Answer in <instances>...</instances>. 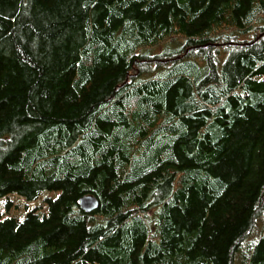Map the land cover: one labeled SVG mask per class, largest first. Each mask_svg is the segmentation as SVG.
Here are the masks:
<instances>
[{
	"label": "trees",
	"instance_id": "obj_1",
	"mask_svg": "<svg viewBox=\"0 0 264 264\" xmlns=\"http://www.w3.org/2000/svg\"><path fill=\"white\" fill-rule=\"evenodd\" d=\"M261 14L264 0H0V202L57 192L45 212L0 210V264H264V235L249 241L264 215ZM177 34L173 53L135 48Z\"/></svg>",
	"mask_w": 264,
	"mask_h": 264
},
{
	"label": "rangeland",
	"instance_id": "obj_2",
	"mask_svg": "<svg viewBox=\"0 0 264 264\" xmlns=\"http://www.w3.org/2000/svg\"><path fill=\"white\" fill-rule=\"evenodd\" d=\"M264 26V14H261L253 23L252 26L258 27V26ZM221 31L225 32L227 31L226 28H222ZM252 35L249 33L246 34H240V38L244 39H250ZM183 41V38L181 35L177 34L174 36V38H170L166 40L165 42L154 46L152 48L148 49H139L138 47H135L137 50L146 52V53H160V52H170L173 53L175 51H178L181 47V42ZM232 161L233 157L231 158ZM228 163H223L221 166L224 171V173L230 175L233 182H237L238 180V171L235 170V168L232 167L230 161ZM57 195V192H43L42 195L34 201L27 202L23 200L22 198L18 197L17 195H10L8 199H5L0 202V210L3 213V216H16L18 218H23L27 211L37 208V210L40 211H46L45 203L43 202V199L47 196L54 197ZM7 201L10 202L9 205H7ZM225 228L224 223H219L214 226L213 233L210 237L201 239L200 245L202 246V249L205 251H214L217 248L216 245V239L218 236L223 232ZM264 235V215L262 218L259 219L258 224L256 228L253 231V234L249 238V241H254L256 238ZM248 243V242H247Z\"/></svg>",
	"mask_w": 264,
	"mask_h": 264
},
{
	"label": "water",
	"instance_id": "obj_3",
	"mask_svg": "<svg viewBox=\"0 0 264 264\" xmlns=\"http://www.w3.org/2000/svg\"><path fill=\"white\" fill-rule=\"evenodd\" d=\"M99 201L95 196L87 195L83 196L79 200V207L82 211L90 213L97 209Z\"/></svg>",
	"mask_w": 264,
	"mask_h": 264
}]
</instances>
